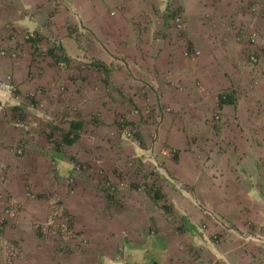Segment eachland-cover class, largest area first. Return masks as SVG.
I'll list each match as a JSON object with an SVG mask.
<instances>
[{
    "label": "rangeland",
    "instance_id": "374dc122",
    "mask_svg": "<svg viewBox=\"0 0 264 264\" xmlns=\"http://www.w3.org/2000/svg\"><path fill=\"white\" fill-rule=\"evenodd\" d=\"M49 1L52 2L51 7L47 5L48 0L46 5L44 0L37 2L43 13L40 17L45 32L33 30L27 36L24 35L25 41H32L31 46L25 48L22 36L15 29L10 31L9 37L14 38H10L8 45L1 44L2 47L14 48L11 44L15 39L16 48L21 50L19 56L0 57L6 58L9 65L12 62V65L17 66L18 73L21 65L30 63L29 72L27 68L24 69V76L32 81L35 75L47 73L46 70L52 75L65 73L69 78L83 76L86 64L96 60L83 48L89 41L97 39L93 29H88L86 23L97 20L96 12L104 11L110 19L114 13L134 11L139 15L136 23L140 21L144 27H153L158 33H162L160 29L167 25L175 27L186 56L193 59L189 53L198 50L200 53L194 60L210 58L211 54L219 58L217 48L220 44H216L215 40L213 43L210 38L205 39L210 48L193 44L186 27V17L190 16L200 30L204 27L206 31V25H210L208 30H211L213 39L214 28L225 27L227 18L224 15L227 16L233 3V0ZM251 5H260L257 8L260 12V42L256 30L250 35L251 44H254L250 50L242 49L233 55L232 48L230 51L219 48L225 53V58H220L226 63L211 67L210 78L218 86L208 99L210 106L204 109L200 120H195L198 122L195 126H191V116H180L171 104L162 106L156 100L150 103V98L142 96L144 92L135 81L129 85L135 96H124L122 91L113 88L120 96L111 95L109 98L107 94L103 104L96 105V97L93 103L85 106L77 97L62 95L56 102L58 113H51L50 116L45 111L48 112L47 103L48 99L51 101V94L46 92V86L42 84L33 85L27 93H23L19 87L26 102L20 108L21 111L12 104H2L0 116L6 121L12 123L20 119L30 124L31 128L28 132H22L17 144L6 147L7 152L13 154L7 155L4 160L0 159V264H118L121 261V264H153L155 258L152 262L150 259L154 256L140 257L136 254L135 258L129 259L126 253L127 248L130 249L129 241L134 244L138 234L141 238L148 237V234L149 237L155 235L152 232H156L158 227L155 218L161 215L166 225L165 231L170 237H184L180 231L184 219L176 202L177 193L181 192L184 183L175 176L176 169L181 167V151L163 142L166 140L160 137L167 113L173 114L170 116L171 125L185 122L194 129L188 137L194 144L190 141L191 145L185 146L187 149L184 154L187 159L190 154L197 158L194 170L200 176L195 185L202 186L205 180L211 181L219 193L216 201L225 204L219 203L221 210L231 216V220L226 219V225L223 219L225 214L209 206V212L225 228L209 232L208 237L217 235L220 245L224 237L264 236V161L260 162V121H264V1ZM177 13L183 16L184 28L176 24ZM56 14L58 18L54 17ZM140 16L147 24L142 23ZM47 17H54L53 25H50V20H46ZM11 23L7 24L8 28L12 27ZM253 37H256L255 40H252ZM57 45L63 47L56 49V54L62 56L60 60L48 52L50 47ZM252 55L257 56V62L252 61ZM110 67L108 74L113 75V69L118 68L120 75H130L125 73L123 67ZM203 68L205 66L201 65ZM13 73L8 70L4 78L11 75L18 85ZM95 74L99 78L104 76L101 70H96ZM180 85L179 88H184L183 84ZM62 87L59 86L58 91H62ZM41 89L44 101L41 99L37 102V94ZM228 94L233 101L222 105L221 95ZM29 99L34 103V108L27 105ZM144 103L147 104L145 108L138 106ZM84 107L88 109L85 110L87 119L80 139L73 145L63 143L62 134L69 130L70 121L75 117H83ZM242 137L243 140L247 139L243 141ZM211 139L213 142L207 146ZM20 140L26 144L22 155L13 152L20 147ZM33 145L42 146L45 150L46 156L41 161L33 160L34 155L36 159L37 153L41 151L30 156ZM51 149L57 150L58 154ZM242 154L245 156L241 157ZM233 155H238V159ZM166 159H171L175 165L172 169L165 163ZM34 170H37L42 183L48 184L42 187L43 190L34 185ZM233 172L247 179V191L234 195L228 193V179H236ZM11 176L13 182H18L17 186L24 188L19 198L8 187ZM22 180H27V184L24 185ZM56 207L62 211L61 216H56ZM63 216L68 221L67 230L59 224ZM52 219H56L55 222L49 223ZM131 220H135L136 226ZM245 228L248 233L246 236L242 235ZM159 234L166 236L162 231ZM97 241L105 245L97 246ZM248 243L235 240L236 246L241 248H246ZM111 248L116 249L115 253ZM256 248L260 249V246ZM100 250L105 253L99 255Z\"/></svg>",
    "mask_w": 264,
    "mask_h": 264
},
{
    "label": "crops",
    "instance_id": "0c3cea01",
    "mask_svg": "<svg viewBox=\"0 0 264 264\" xmlns=\"http://www.w3.org/2000/svg\"><path fill=\"white\" fill-rule=\"evenodd\" d=\"M39 1L41 0H0V47H2L1 44L8 45L7 43L10 38H14L9 37L10 31L13 32L14 29L22 36L25 48L28 47V45L31 46L32 41H25V39H23L24 35L27 36V33L33 30L34 32H45V27L40 17L43 16V13L40 12V8L37 6V2ZM46 2L47 0H44L45 5L47 4ZM257 2L260 3V0H233L230 6V12L227 16L226 14L224 15V17L227 18L225 27L216 26L214 28L213 39L211 30H208L210 25H206V31L204 27L200 30L196 27L197 23L189 18L190 16L186 17V27H188V32L193 40V44L198 47L203 45L210 48L205 41V39L210 38L211 42L214 43L213 40H215L216 44H220L219 48H226L229 49V51L232 48L233 55L242 49L250 50L251 47L254 46L250 41V35L253 31L257 30L259 32L258 42H260V12L258 9L257 11H252V8H260V5L259 7L251 5ZM47 5L51 7L52 2L48 0ZM221 9L223 10V8ZM30 12H32L34 16H31ZM96 14L97 20H91V22L87 21L86 26L88 29H90V27L93 29L97 39L95 41H89L87 46H83L86 52L96 60L93 61V63L86 64L87 69L83 70V76L80 78H69L65 73L58 75L56 71H54L56 74L53 73L55 75H52L50 71L46 70L47 73L37 74L38 76L35 75L36 78L32 81L26 79L24 76L25 68H27L29 72L30 63H28V61V64L24 63V65H21V71L18 73L17 66L12 65V62H10L9 65L6 58L2 57V59L0 57V79L4 78V74L8 70L13 71L15 79L23 93H27L33 85L42 84L46 86L44 87L46 92L51 94V101L48 99L47 103L49 113L45 111L48 116H50L51 113H58L56 111V102L63 97L62 95H64V97H77L82 100L85 106L93 103V99L96 97H98L96 105L103 104V102L106 101L105 98L107 94L109 98L111 95L120 96L116 94L117 92L113 88L122 91L124 96H135L129 86L135 81L140 87L139 89L144 92L142 96L150 98V103L156 100L160 101L161 103H159L162 106L164 104H171L175 112H178L180 116H191V120H193L191 126H195V124L198 123L195 122V120H200L201 116L205 113L204 109L210 106L211 102L208 101V99L213 95L218 86V83L211 80L209 72H211V67L220 66V63L224 62L220 58H225L223 50L220 51L219 48H217V55L219 58L215 57L216 54H211L210 58H197L194 60L186 56L183 50V42L179 33L177 34L178 31H176L175 27L173 28L167 25L165 28L160 29L162 33H158L154 31L155 29L153 27H144L140 21L136 23L139 15L134 11L119 12L117 15L114 14L115 16L113 15L111 19L107 16L106 11H104V13L96 12ZM91 15L93 16L94 14ZM54 17L58 18V14ZM54 17L46 18V20H50V25H53ZM140 19H142L141 16ZM142 21L143 24H147L143 19ZM8 23H11L12 27L9 26L10 28H8ZM207 34L208 37H206ZM11 45H13L11 47L17 46L15 39ZM232 59L235 60L233 57ZM16 63L18 62H15V64ZM101 63L106 65L107 71L100 67V65H102ZM225 63L226 62L223 64ZM201 65H204L205 68L201 69ZM110 66L125 68V73L127 75L130 74L128 75L129 77L122 76L123 73L120 75L118 68L113 69L111 72L113 75L108 74V72H110ZM96 70L103 71L104 76L100 78L97 77L95 74ZM215 72H217V69H215ZM26 75L28 76V74ZM120 78L122 79L120 80ZM140 83H142V85H140ZM180 84H183L184 88H179L181 86ZM59 86H64L62 87L64 91H58ZM143 86L144 88H142ZM65 88L69 90L66 91ZM146 105V103H144V105L138 104V106L142 108H145ZM1 110L2 102L0 101V112ZM85 110L88 109L84 107L82 110V114H84L83 117H75L72 121L86 122ZM206 112H208V109H206ZM171 115L173 114L167 113L164 125L160 131V137L166 140L163 142H167L168 145L177 147L181 151L180 156H182V158L179 164L181 167L176 169L175 176L184 183V187L182 189L180 188L181 192L178 191L177 194L179 196L176 198L177 205L181 211V217L184 219L180 229L184 237H170L165 231L166 225L161 215V217L155 218V223L158 227L156 232L155 230L152 231L155 234L151 235L153 237H149L148 234V237L141 238L137 233L138 236L135 238L134 244L132 241H129L130 249L127 248L126 253L129 259L135 258L134 256L137 254L140 257L149 255L150 257L154 256L150 259L152 262V259L155 258L154 261L156 262H152L153 264H180V262L182 264H208V262H213L217 257L223 256L224 260H222L220 264H264V236L224 237V242H221L220 245L217 244V246H214L211 244L210 237H208L207 234L209 232L213 233L216 230L219 231V228H225V225L222 224L215 215L209 212V210H211L209 206L216 208L221 212L220 214H225V218L223 217V219L226 225V219L228 221L231 220V216L221 210V204H225L222 201H216L219 198V193L218 190H215V186L212 185L211 181L209 183L205 180L204 183H201L202 186L207 187L195 185L200 176V173L194 170L197 158L194 154H190L187 159L186 154H184L187 149L186 147L191 145V143L194 144V142L189 139L194 129L189 127L185 122L171 125ZM72 121H70L68 129H70ZM82 129L78 130L80 136ZM260 131H262V133H260V149H262V155L260 154L261 162L264 161L263 120L260 121ZM22 132L21 129L13 127L12 123L0 116V159L4 160L7 155L13 154L8 153L6 147L17 144V140L21 134H23ZM243 138L244 137H242V140ZM246 139L247 138L243 141ZM243 141L241 143H243ZM77 142L78 141L74 144ZM209 142L207 146H209L213 140L211 139ZM161 145H164V143ZM34 146L35 145H33L30 156L41 151L37 153L36 159L35 155L33 157L34 161H41V159L46 156L45 150H43L42 146ZM51 151H54L56 155L58 154V151L55 149H51ZM243 155L245 156V154H242L241 157ZM232 157L238 159V155H233ZM64 160L66 161L67 159L64 157ZM170 160L171 159H166L165 163L168 165L169 169H172L175 165L172 164ZM64 168L63 166V169ZM260 172H262V169ZM65 174L66 173H63V175ZM209 176L210 175H208L207 178ZM33 177L36 188L43 190L42 187L45 188L48 185L46 182L42 183L40 176L37 174V170H34ZM61 177L62 176H60L59 180L62 179ZM164 177L165 179L167 178L166 176ZM15 179L17 180V176ZM9 180V189L16 198H19L20 194L24 193V188L22 186H17L18 182H13L12 176ZM22 182L24 185L27 184V180H22ZM228 183V193L230 195H234V193L241 194L247 191L249 186L247 179L237 174L236 179H228ZM200 198L201 201L199 200ZM214 212L217 213L216 211ZM131 223L136 226L135 220H131ZM202 225L205 226L206 229H204ZM135 228L134 230L136 232ZM243 230L244 232L242 235H248L246 228ZM160 231L166 233V236H161L159 234ZM235 240L249 243L246 248H241L236 246ZM99 244L105 245L97 241V246H99ZM257 246H260V249L256 248ZM144 248H146L147 251H144ZM111 249L115 253L116 249ZM102 251L103 250L99 251V255L105 253V251ZM117 253L118 252H116V255ZM193 253H195V255ZM156 259H158L159 263ZM121 263L119 262L118 264Z\"/></svg>",
    "mask_w": 264,
    "mask_h": 264
},
{
    "label": "built area",
    "instance_id": "2783aa9c",
    "mask_svg": "<svg viewBox=\"0 0 264 264\" xmlns=\"http://www.w3.org/2000/svg\"><path fill=\"white\" fill-rule=\"evenodd\" d=\"M114 13V12H113ZM183 16L182 14L177 13L176 15V24L179 27L184 28V21H183ZM256 38V37H255ZM253 37L252 40H255ZM21 53L20 48H6V47H0V56H11L13 58L19 56ZM200 52L198 50H194L190 53V55L193 58H196ZM251 59L253 62H257L258 58L256 55H252ZM42 90H39L37 94V98H39V95L41 94ZM35 96V93H33ZM25 98L20 94L19 86L17 83L14 81L13 77L11 75H8L5 79H0V100L1 101H7V102H12L14 105L20 107H23L26 105V102L24 100ZM31 99V97H30ZM29 99V105L30 107H34V103ZM44 103H41V106H43ZM13 126L22 129L24 132H28V130L31 128L30 124H26L25 122L21 121L20 119H17L13 122ZM25 147L26 144L24 145L23 141H20V147L14 149V153L18 155H22L25 152ZM12 205L10 207V210H12ZM56 211V216L59 214L60 216L63 214L62 211L59 210L58 207L55 208ZM60 211V212H59ZM56 219H52L49 223H54ZM67 220L65 219V216H63V219L60 221V225H62V228L64 230L68 229V224ZM211 244L214 246H217V244L220 241V238L215 235L214 237H210ZM224 260L223 256L217 257L211 264H220Z\"/></svg>",
    "mask_w": 264,
    "mask_h": 264
},
{
    "label": "trees",
    "instance_id": "16d2710c",
    "mask_svg": "<svg viewBox=\"0 0 264 264\" xmlns=\"http://www.w3.org/2000/svg\"><path fill=\"white\" fill-rule=\"evenodd\" d=\"M61 49L63 48L61 45L57 46H52L49 48L48 52L51 56L55 57L57 60H60L62 56L56 54V49ZM37 51V47H36ZM100 65L101 68H104L105 71H107V67L105 64L101 63ZM233 101L232 97L228 95H221L220 97V103L222 105L226 103H231ZM83 122L81 121H72L71 122V127L68 131H66L64 134H62V142L68 145H73L76 141H78L80 134L78 133V130H81L83 128ZM158 196L161 197L159 193H157ZM157 197V196H156ZM159 198V197H158Z\"/></svg>",
    "mask_w": 264,
    "mask_h": 264
},
{
    "label": "clouds",
    "instance_id": "9594fccd",
    "mask_svg": "<svg viewBox=\"0 0 264 264\" xmlns=\"http://www.w3.org/2000/svg\"><path fill=\"white\" fill-rule=\"evenodd\" d=\"M256 10H257V8H256ZM114 14H115V13H114ZM191 52H192V51H191ZM191 52H190V53H191ZM190 53H189V54H190ZM190 56H191V55H190ZM193 59H194V58H193ZM3 79H5V78H3ZM41 90H42V92H43V89H41ZM41 99H42V97H41V94H40V95H39V99L36 100V101H37V102H40ZM0 101H1V100H0ZM36 101H35V103H36ZM1 102H2L3 105H4V104H8V103H9V104H12L13 107H16V110L19 109V111H21V109H20L21 107L19 108L18 106L14 105L12 102H7V101H1ZM28 106H29V105H28ZM39 106H40V104H39ZM23 107H24V106H23ZM29 107H30V106H29ZM34 107H35V105H34ZM34 107H33V108H34ZM38 109H39V108H38ZM16 113H18V112L16 111ZM13 122H14V121H12V125H13ZM14 127H15V126H14ZM19 129H20V128H19ZM21 130H22V129H21ZM22 131H23V130H22ZM23 132H24V131H23ZM20 141H21V140H20ZM19 143H20V142H19Z\"/></svg>",
    "mask_w": 264,
    "mask_h": 264
}]
</instances>
